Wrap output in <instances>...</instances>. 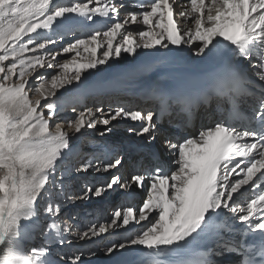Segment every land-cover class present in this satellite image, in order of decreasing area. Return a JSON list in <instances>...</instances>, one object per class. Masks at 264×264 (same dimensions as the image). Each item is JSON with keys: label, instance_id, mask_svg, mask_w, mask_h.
<instances>
[{"label": "bare ground", "instance_id": "obj_1", "mask_svg": "<svg viewBox=\"0 0 264 264\" xmlns=\"http://www.w3.org/2000/svg\"><path fill=\"white\" fill-rule=\"evenodd\" d=\"M81 1L83 0H0V60L2 61L4 54L13 52L14 59L23 56L24 60L31 61L32 67L36 68L34 76L31 72L25 79H20L17 83L0 82V137L2 139L6 137L4 121L8 114L19 117L18 124L12 130H20L27 124L37 121L14 151H10L7 144L5 148L0 141V170L10 175L13 184L8 195L12 194L14 200L19 199L22 189L25 188L24 185L28 186L29 193L40 194V191L46 188L45 184L51 183L58 164L65 163L64 159L68 153H73L71 155L79 163L85 164L84 168L80 167V171L74 177L75 180L78 178V180H87L90 183L99 181L92 177L93 166L88 164L87 158L80 157L78 152H75L76 148L71 146L75 140L82 139L81 136L90 133L86 131L88 124L90 127L95 126L94 134L99 136L100 142L106 144L109 142L108 135L121 132L125 128L133 135L132 137L136 138L137 135H142L141 139L146 144L153 142L155 137L161 136L158 131L155 133L146 132V126L150 122L152 126L154 125V118H151L153 114L148 113V117L142 119L147 106L134 95L132 83L124 86L126 94H122L121 89H111V85L114 83L117 84H114L115 88H118L122 87L119 82L135 80L126 78L123 81L120 78L130 73L138 74L139 72L141 75L138 79H143L147 84L152 85L155 78L165 85L209 66V60L202 55L203 40L201 39L202 34L197 28V16L189 3H178V0L174 2L175 9L183 14L177 15L173 33L168 34L166 23L161 18L162 14L158 6H154L149 13L140 15L129 0L118 4L115 3V0ZM118 7L121 8L115 12ZM206 12L204 26L208 33H211L218 29V21L210 20V18L218 16L224 20L226 9L224 4L217 0L208 5ZM123 18L126 19V22L122 21ZM124 25L126 26L123 28ZM108 26L115 27L116 32L106 39L104 34L106 29L110 28ZM94 29L96 32L93 31ZM186 30L187 33H184ZM67 32L71 33L70 36H67L69 35ZM57 37L59 39H56ZM70 37H73V40H70ZM80 38L85 43L79 42ZM75 41L76 43L70 45ZM62 46H66V50L58 51ZM263 47L262 42L255 45L252 55L255 57V61L249 60V68L252 71L264 67ZM258 49L262 51L261 54L257 53ZM67 51L76 52V59H79L76 60V68H72L64 78L57 74L56 78H60L52 80L50 86H47V89L45 88L41 93L38 88H35V82L47 78L45 70L47 64H51L49 67L58 69L61 57ZM237 52L240 56L244 54L235 48L233 53ZM50 57H53V60ZM238 59L242 60V57H238ZM10 61L12 59L8 62ZM107 67L112 68L103 73L109 74L97 80L96 87L84 89L85 82L92 78L90 75L96 71L106 70ZM12 73H14V69ZM15 73L18 74V71ZM74 73L75 75H73ZM73 85H78V87H73ZM91 92L98 96L87 97L86 94ZM53 99H56L55 103L59 108L69 107L68 104L81 105L71 109L73 113L80 114L76 122L73 120L67 122V117L65 116V118L63 113L61 116L58 115L62 121L60 125L63 126L62 130L58 132L52 130L49 123L50 118L44 116L47 112L44 106ZM83 101L87 103L85 108L82 107ZM103 102L112 103L109 111H104L106 107L102 108ZM44 109L45 112H43ZM114 112L116 115L131 117L129 120L133 122L123 120V118L120 122L112 124L106 118L100 119V117ZM70 116L74 117L73 114ZM147 137L150 141L146 142L145 138ZM203 143L196 138L195 143L191 142L188 147L177 146V144H173L169 148L167 146L168 167L174 168V172L163 183L153 186L150 190V194H161V198H156L153 201L161 200L158 202H163L164 213H161L160 229L156 233L144 235L140 241L143 246L152 245L146 251L144 249L140 251L145 252L144 259L132 261L135 257L131 256L105 264H140L151 259L154 263L158 260L180 257L173 248L178 234L191 218L204 216L214 208L219 196V193L214 196H205L195 215L193 208L197 166L193 159L204 150ZM164 145H169V143ZM179 149L180 155L178 156L176 153L179 152ZM67 158L69 157L67 156ZM138 158L139 155H135L133 159L137 160ZM127 172L133 173L132 170H127ZM118 175L114 178L117 179L115 184L118 181ZM234 175L240 178L236 183L229 176L223 177V186L227 192L249 179V177L244 178V174L240 170L235 171ZM124 177L122 175V180ZM58 180L60 181V178H57ZM8 182V179L5 180V183ZM185 185H187L186 189ZM133 187L137 189L140 186L135 183ZM170 188L173 189L170 190L168 198L164 192L166 193ZM6 196V194H0L1 216L8 208L9 197ZM125 200H127L126 196ZM72 209L75 210L74 207ZM20 210L18 213L19 220H21L19 225L14 227L13 231L7 232L6 237L0 241V264H57V259L37 256L32 254L33 250L27 251V247L38 243L34 242L36 238H33V230L38 229L40 223H45V226L47 224V227L40 226V229H47L49 220L36 222V210L28 208ZM152 210L154 207H149L147 212ZM252 211L255 212V209L242 206V201H240L239 204L231 206L228 218H233L234 223H241ZM139 220L143 221V217ZM135 223L137 224V222ZM130 224H132L131 220ZM173 225L174 228L171 231ZM69 229V237H71L74 233L71 228ZM52 246V250H54L55 246ZM67 246L72 247V242H69ZM217 253L215 255L216 262L220 263L225 258L224 252L221 249Z\"/></svg>", "mask_w": 264, "mask_h": 264}, {"label": "rangeland", "instance_id": "obj_2", "mask_svg": "<svg viewBox=\"0 0 264 264\" xmlns=\"http://www.w3.org/2000/svg\"><path fill=\"white\" fill-rule=\"evenodd\" d=\"M84 1L85 0L81 2ZM109 31H110L109 28L106 29V32ZM70 34L67 36H70ZM56 39L59 38L57 37ZM70 40H73V37H70ZM79 42L85 43V41L82 39ZM73 43H76V41ZM73 43L71 42L70 45H72ZM65 50H66V46H62V48L58 49V51H65ZM54 51H57V49H54ZM236 54L237 57H241L238 52ZM3 56L4 57L2 61L0 60V67H1L0 70L2 69V72H0V82L3 83L7 82L6 84L11 82L17 83L20 79L21 80L23 78L25 79L29 73L32 72L33 76L36 73V68L34 69L32 67L31 61L24 60L22 58L23 56H18L16 57V59H14L15 55L13 52H8ZM76 58H77L76 52L70 53L69 51H67V53L61 57L60 60L61 63L57 66L58 69H56V67H49L51 66V64H47L45 66L46 67L45 70L47 72L46 73L47 78L42 81H36L35 88H38V90L42 93L43 90H45V88L47 89V86L48 87L50 86L49 84L50 82H52V80L54 79L57 80L61 76L62 78H64L65 74L66 75L67 73L69 74L72 68L73 69L76 68L75 66L76 60H79ZM11 59L12 61L8 62ZM50 59L53 60V57H50ZM110 68L107 67L106 70H100L99 72L96 71L94 74L90 75L92 78H90L89 81L85 82L84 89H88L89 87H96L97 86L96 81L99 80L104 75L109 74L103 72L109 70ZM13 69H14V73H12ZM27 69L28 71H26ZM16 71H18V74L15 73ZM57 74H60L59 78H56ZM73 75H75V73ZM140 75L141 73L139 72L138 74L130 73L127 76L122 77L120 79L124 81L127 78L129 80V79L138 78ZM128 82H123V83L119 82V83L122 84V86L123 85L127 86L131 84ZM114 84L116 85V83ZM114 84L111 85V87L113 86L115 87ZM131 85L135 86V84H131ZM73 87H78V85H73ZM55 102H57L56 99H53L51 102H48L44 106L46 107L45 109L47 110L44 116L50 118L49 123L52 127V130L58 132L61 131L63 128V126L61 127L60 125L62 121L60 120V118H58V115L60 114L61 116V114L63 113L64 117L65 116L67 117V122H70L72 120L76 122L80 117V114L76 112L73 113L71 109L75 107H79L81 105L73 106L72 104H68L69 107L59 108L57 103ZM105 107L106 108L108 107V109H104V111L107 112L111 108V105H107ZM56 108L59 109L57 110ZM45 109L43 112L46 111ZM71 114H73L74 117H71L70 116ZM112 115L114 114H106L105 117L102 116L100 117V119L106 118L109 121L113 122L114 120L117 119V117H113ZM13 117L14 116H12L11 114H8L6 118L4 117L5 118L4 122L6 125L5 128L7 133L4 139L0 137V141H2V145L5 148L8 145L9 147L8 149H10V151H14L16 146L21 142V140L25 136L29 134L30 130L33 129L34 124L37 122V121H35L34 123L31 122L30 124H27L20 130H12L13 127L18 124V119H19V117H14V118ZM126 117L128 116L126 115ZM94 128L95 126L90 127V125L88 124V128H86V131L92 132V129ZM125 132H127V128H125V131L120 133L121 134L120 137L126 139L128 134ZM111 135H116V133H112ZM132 136L133 135L130 133V137ZM138 136L139 135H137L136 138ZM117 137H119V133ZM145 139L146 142L150 141L148 137ZM84 144L86 146L89 145L88 142ZM94 147L96 150L97 146ZM88 150L89 148L86 147L83 149V151L85 152ZM100 153L103 152L100 151ZM78 154L80 155V157H83V159L87 158L84 157L86 155L83 152H78ZM121 154H122L121 152L117 153L116 155L112 156V159L110 161L102 164L101 166L102 170L98 166L97 167L94 166V168H92L93 172L91 173V175L94 173L93 174L94 176H98L95 174L99 172L101 175L107 176L104 181V184L101 186L99 184L94 186L97 182L90 183L87 180L76 181L74 177L78 174L77 172L80 171L81 166L83 168L85 167L84 166L85 164L79 163L78 160H77L78 162L72 161L70 158H67L66 156L64 159L65 163L58 164L59 166H57V168L54 171L53 177L51 178V183H49L48 185L45 184L46 188L42 189V191H40V194L29 193L28 186L24 185L25 188L22 189L18 200L17 199L14 200L12 194L8 195V193H10L11 191L13 182L10 180L11 179L10 175L7 172H3L0 170V194H6L9 197L8 208L7 210L4 211L5 213L3 216L0 215V241L6 237L7 232L13 231V228L19 225V222L21 221L19 220L20 216H18L19 215L18 213L21 211L20 209L28 208L37 211L36 212L37 215L35 217L36 222L37 221L41 222L45 219L49 220L48 222L49 226L47 229H40V226H45V223H40L41 225H38L39 228L38 229L35 228L33 230L34 232L33 238H36L34 242H38V243H34L30 247H27L28 252L29 251L31 252L33 250L32 254L42 257H52L53 259H57L58 261L57 264H105L131 256L135 257L134 260L132 261H138L142 258L144 259L145 256L143 255L145 252L143 253L140 251H142L143 249L146 251L149 247H152V245L143 246L140 244V241L142 240L144 235L148 236L150 234L156 233L157 230L160 229L161 227V223H162L161 213L163 212V202H158L161 200H156V201L153 200L156 198H161L162 196L161 194H155V195L150 194L149 192L150 189H146L148 191L138 190V192L133 196L131 200L133 201V203H131V201L129 202L127 197H126L127 200H125V195L123 197L121 196L119 197L120 200L122 199V202L120 201L114 202L118 193H121L123 191L125 192L128 190L125 189V185L123 184H121L118 187L119 185L118 181L116 182V184L114 183L113 189H111L110 186L113 181V176H115V173L112 172L116 170V168H120L122 164L123 165L125 164L124 158H121V161L119 160V162H115L116 159L120 158L119 156ZM179 155L180 153L178 154V156ZM102 158L103 155L99 156L94 161L96 162ZM90 159H92V157H90ZM87 162L89 165L93 166L92 161H87ZM171 169L174 172V168ZM94 171L97 172L95 173ZM120 174L118 176H120ZM94 176H92L94 179L99 180L98 183L102 182L100 181L102 179L101 177L95 178ZM57 178H60V181L59 180L57 181ZM7 179L9 180V182L5 183V180ZM92 186L94 187L91 188ZM186 186L187 185H185L184 188ZM88 187H90L91 189ZM100 188L101 189L104 188V190L102 191ZM171 189L173 188H170L166 192V196L168 198ZM121 195H123V193H121ZM111 197L113 199L109 200ZM98 199L101 200L99 201ZM95 202H97L96 207L94 206ZM112 202L116 205H111L110 203ZM103 203L107 205L108 209H106L105 206L104 207L101 206ZM119 206H121V210L120 209L117 210ZM73 207L75 210L72 209ZM149 207H154V210H152L151 212H147V210L149 211ZM92 208L94 209L92 210ZM99 209H104L103 214L105 215V217L99 216L97 219H95L96 221L93 220V222L95 223L93 224L92 222H90V220H92L94 216L97 215L96 212ZM141 217H143V221L139 220V218ZM69 220L70 222L73 223L72 226L70 225ZM130 220L132 224H130ZM135 222H137V224ZM45 227H47V224ZM69 228H71L72 232L74 233L71 237H69V231H70ZM173 228L174 225L171 226V231ZM120 232H122L125 235L127 234L129 235L122 238ZM111 238H117V240L113 242L111 241ZM69 242H72L73 244L72 247L67 246ZM52 245L55 246L54 250H52L53 247ZM217 264H227V262H224L223 259L220 263Z\"/></svg>", "mask_w": 264, "mask_h": 264}]
</instances>
